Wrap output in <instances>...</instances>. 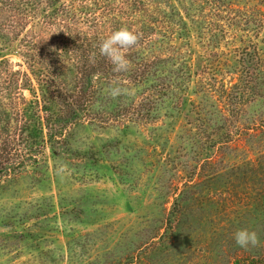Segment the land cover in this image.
<instances>
[{"label": "rangeland", "instance_id": "1", "mask_svg": "<svg viewBox=\"0 0 264 264\" xmlns=\"http://www.w3.org/2000/svg\"><path fill=\"white\" fill-rule=\"evenodd\" d=\"M0 264H264V0H0Z\"/></svg>", "mask_w": 264, "mask_h": 264}, {"label": "clouds", "instance_id": "2", "mask_svg": "<svg viewBox=\"0 0 264 264\" xmlns=\"http://www.w3.org/2000/svg\"><path fill=\"white\" fill-rule=\"evenodd\" d=\"M138 34L126 27H121L112 31L98 45V52L101 57L106 58L112 65L113 72L122 73L130 69L131 63L127 59V52L138 42ZM96 53H93L95 59ZM109 94L117 97L122 94L123 89L119 86L109 87ZM235 244L240 248L255 247L259 243L258 235L255 231L247 228L238 229L233 234Z\"/></svg>", "mask_w": 264, "mask_h": 264}]
</instances>
